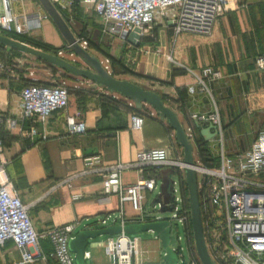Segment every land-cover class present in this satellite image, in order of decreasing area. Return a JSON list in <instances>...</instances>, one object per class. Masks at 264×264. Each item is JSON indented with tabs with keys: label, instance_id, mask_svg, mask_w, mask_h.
<instances>
[{
	"label": "crops",
	"instance_id": "crops-1",
	"mask_svg": "<svg viewBox=\"0 0 264 264\" xmlns=\"http://www.w3.org/2000/svg\"><path fill=\"white\" fill-rule=\"evenodd\" d=\"M36 6H40L37 0L0 1V14L26 19L33 25L40 15V8ZM43 13L46 14L44 10ZM38 27L43 44L54 49L61 46L62 36L53 23L43 20ZM154 27L153 44L149 35H144L139 47L128 44L125 50L121 49L124 54L120 53V48L115 50V56H125L126 60H106L103 68L115 79L129 81L159 95L163 104L176 113L193 144L194 159L204 166L218 168L222 154L233 158L249 150L264 124V72H257L253 64L257 55L264 54V0H225L223 13L207 36L187 33L172 36L162 19H157ZM117 41L122 44L118 37ZM8 57L14 64V71L12 75L0 73V114L18 119L19 94L30 82L25 67L27 59L0 49V60ZM129 59L135 65H129ZM206 67L219 71L222 78L207 83V91H201L191 72L198 73ZM84 80L87 84L76 83L70 87L67 109L50 115L43 129H38L40 135L45 136L44 140L39 137L33 142L24 141L15 131L0 130L5 144L0 183L6 180L12 183L29 208L35 231L41 235L70 223L76 226L74 236L83 230L111 227L95 226L101 218L119 209L117 196L105 195L102 191L105 168L115 163L129 164L139 151L163 148L182 153L176 145L174 131L148 105L137 107L131 100L104 87L94 88L90 81ZM135 113L142 119L139 130H132L130 125V117ZM210 114L218 116L217 135L204 141L192 115ZM68 117L85 124L86 132L68 135ZM198 143L214 158L210 166L201 160ZM95 158L98 161H94ZM87 162H91V166L86 167ZM87 169L89 173L83 174ZM161 169L124 170L121 183L132 185L141 179L157 178ZM175 174L178 179L179 174ZM71 177L75 179L67 184ZM150 194H143L144 214L145 196ZM74 196L80 198L74 201ZM124 210L125 225L135 224L130 220L134 216L130 207L124 205ZM145 215L151 220L160 217L151 213ZM103 237L106 238L92 243L90 250L88 242L86 264L88 261L99 264L98 252L105 257L104 246L113 237ZM153 243L156 247L139 241L140 249L150 252L152 264L162 255L160 243L156 240ZM39 246L46 255L50 254L47 239L42 238ZM20 259V252L12 242L0 247V264H20ZM105 260L107 262L106 257ZM54 261L48 258L45 263L34 264H55Z\"/></svg>",
	"mask_w": 264,
	"mask_h": 264
},
{
	"label": "built area",
	"instance_id": "built-area-1",
	"mask_svg": "<svg viewBox=\"0 0 264 264\" xmlns=\"http://www.w3.org/2000/svg\"><path fill=\"white\" fill-rule=\"evenodd\" d=\"M50 1L54 4L63 2L89 4L95 15L109 24L104 30L105 34L118 37L124 45H128L126 38L137 30L141 39L148 35V31L156 25L157 19H162L163 26L171 29L174 36L185 33L210 35L215 22L223 13L225 3V0ZM169 12L172 14L169 15ZM48 18L47 14L38 15L33 25L39 26L41 21ZM29 25L26 19L20 20L7 14H0V33L24 35ZM80 46L85 49L84 46ZM168 59L171 60L170 57ZM253 64L257 72H264V54L257 55ZM13 65L11 58H3L0 60V73L12 75ZM191 75L200 85L201 91H207V83L222 78V74L211 67H206L198 73L191 72ZM19 96L20 117L16 119L0 114V130L5 133L15 131L24 141L33 142L39 137L44 140L45 136L40 135L38 129H43L50 115L67 109L69 103L67 88L61 84H43L32 80L22 87ZM192 119L200 125L212 124L216 127L219 125L216 114L192 115ZM130 125L132 130L141 128L142 119L137 113L131 115ZM85 132V124L75 121L73 117L67 118L68 135L77 136ZM189 138L192 136L189 135ZM4 151L5 144L0 138V168L3 164ZM221 157L218 168L206 167L201 161L194 159L193 170L196 175L203 236L208 254L214 264H264V181L258 179L264 174V124L249 150L233 158L223 154ZM94 161H98V158ZM89 166L91 162L86 163V167ZM164 167L172 168L179 174L172 185L173 210L169 218L157 217L151 220L149 215L143 212V194L154 192L157 178L141 179L135 184L124 185L121 183V174L124 170L130 169L144 171ZM185 168L182 153L163 148L139 151L129 164L115 163L106 167L102 191L105 195L117 196L119 209L115 214L106 215L98 222L111 227H124L127 221L124 205H128L134 213L130 219L133 223L142 224L164 219L171 231V227L178 222L184 227L186 241L191 240L190 208L189 203L188 207L185 206L183 191ZM88 170L83 174L89 173ZM74 179L75 177H71L66 183ZM79 198L74 196L73 200ZM158 206L159 203H156L152 210ZM75 228V224L70 223L52 228L43 235L37 233L29 216V208L22 202L12 183L7 180L0 183V247L6 242H12L20 252V264L45 263L48 258H54L58 264H75L74 254L69 250V241L74 237ZM42 238L50 243L49 255H46L39 246ZM155 240L160 243L158 235ZM192 244L194 247V242ZM172 250L177 255L176 264H183L181 248ZM104 254L106 264H152L150 252H143L139 247V240L130 239L124 232L106 242ZM163 255L164 251L157 261H160ZM88 257L89 254L85 251L84 259ZM188 264L198 263L190 261Z\"/></svg>",
	"mask_w": 264,
	"mask_h": 264
},
{
	"label": "water",
	"instance_id": "water-1",
	"mask_svg": "<svg viewBox=\"0 0 264 264\" xmlns=\"http://www.w3.org/2000/svg\"><path fill=\"white\" fill-rule=\"evenodd\" d=\"M37 1L39 2L42 9L46 12L52 23L55 25L63 39L67 42L73 53L86 64L87 68L76 67L56 55L37 50L31 46H28L27 44L15 41L1 34L0 45L26 56L44 61L48 65L61 69L69 75L86 79L93 84L94 88L104 87L111 93H117L122 97L131 100L137 105V107H140L141 104H146L156 112L160 119L166 121L168 126L174 131L176 145L182 149L183 163L186 166L184 170V178L188 192V203L190 208L195 252L201 264H214L208 254L203 236L196 175L193 170V146L189 142L176 113L171 108L165 106L159 95L156 93L149 90H144L140 86L129 81L118 80L111 76L103 68L101 62L96 56L89 54L77 43V40L74 38L69 26L67 25L69 19L62 17L49 0ZM138 33L139 31L137 30L126 38V42L136 48L139 47L141 40V37L138 35ZM195 127L199 130V134L204 141H210L217 135V127L215 125L208 124L206 127H203L202 125L195 123ZM172 185L173 181L170 180L166 188L169 191L168 196L173 202ZM156 203H159V198L154 199L152 206H154ZM172 210L173 206L168 208L169 212ZM122 232L125 234H139L145 232L157 233L161 243V248L164 251L163 261L166 264H176L177 255L171 248H169L170 230L168 227V222L164 219L154 220L149 223L129 224L125 225L124 227L113 226L97 230H83L76 233L75 236L69 241V250L74 254L75 264H86L84 254L89 241L103 236L117 235Z\"/></svg>",
	"mask_w": 264,
	"mask_h": 264
},
{
	"label": "rangeland",
	"instance_id": "rangeland-1",
	"mask_svg": "<svg viewBox=\"0 0 264 264\" xmlns=\"http://www.w3.org/2000/svg\"><path fill=\"white\" fill-rule=\"evenodd\" d=\"M56 10L60 13L62 17H66L69 19V22H67V25L69 26L70 31L72 32L74 38L77 40V43L79 45H82L85 47V51H87L89 54L96 56L99 61L103 62V65L107 64L106 60L109 61H121L122 58L125 59V56L114 55L115 50H118L120 48V53L124 54V51L122 53L121 49L127 48L126 45L120 44L117 41V37L108 36L105 34L104 30L109 27V24L105 23L101 19L97 18L93 14L92 7L87 3H70V2H63V3H52ZM40 8V15H44L43 10L40 6H36V9ZM37 11V10H36ZM51 24L52 22L48 18L47 20ZM155 27L152 26V28L148 31V39L150 40L151 44H153V35H155ZM56 29V28H55ZM169 32L172 34L171 29ZM57 33L58 30L56 29ZM1 35L7 36L8 33H0ZM13 35V34H10ZM60 35V34H59ZM21 38V40H24L27 44L29 40L34 41L35 43L42 44L43 39L41 36V29L38 26L35 25H29L28 31L24 35H17ZM116 38V39H115ZM23 43V42H22ZM0 49L2 51H8V53L14 54L12 49L3 47L0 45ZM56 52V53H55ZM51 54L56 55L63 60L67 61L68 63L79 67V68H87L86 64L77 57L66 41L61 37V46L56 49V51H52ZM21 57H25L27 59L26 62V69H28V77L29 81L36 80L38 83L43 84H61L64 85L68 92L70 91V87L75 85L76 83H83L87 84L83 78H78L72 75L67 74L61 69L52 67L48 65L46 62L38 60L36 58L30 57V56H24V54H19ZM14 57V56H13ZM133 58V57H132ZM126 60V59H125ZM125 60H122L123 63H126ZM118 61V62H119ZM101 62V63H102ZM135 65L134 62H132V59H129V65ZM32 74V75H31ZM116 74V73H115ZM118 76V75H117ZM79 81V82H78ZM217 151H219V147L216 146ZM177 175L175 174L174 170L172 168H162L159 172V176L157 177V184L154 192L150 195L145 196L146 197V205H145V214L151 213L152 216H160L163 218H169L171 216L170 212L168 211V208L173 206V202L170 200V197L168 196L169 191L167 190V185L170 180H176ZM259 180L264 181V174H261L258 177ZM183 191H184V201L185 206L188 207V192L187 187L183 183ZM177 197L179 194H176ZM159 198V206L153 211L152 210V203L154 199ZM180 206V204H178ZM96 228H101V224L98 222L95 224ZM127 236L130 239H137L141 241L143 244L150 245L151 247H156V244L153 243L155 240V237L157 236L154 232H145V233H139V234H127ZM114 239L117 237V235L112 236ZM191 240L189 239L186 241L185 236V230L181 223H176V225H173L171 227V231L169 234V248H175L179 249L181 248L180 254L183 257V264H188L191 262H196L199 264V260L197 258V255L195 254L194 247L192 244V233L190 232ZM106 237L97 238L94 241H90L89 250L91 249V244L94 242H99L102 239H105ZM178 238H180L178 240ZM163 251L161 250L160 254H162ZM101 259L99 264H106L105 257L103 256V253L98 252L96 254V259ZM87 264H91V261H88ZM153 264H166L163 261V257L160 259V261H156Z\"/></svg>",
	"mask_w": 264,
	"mask_h": 264
},
{
	"label": "trees",
	"instance_id": "trees-1",
	"mask_svg": "<svg viewBox=\"0 0 264 264\" xmlns=\"http://www.w3.org/2000/svg\"><path fill=\"white\" fill-rule=\"evenodd\" d=\"M7 37H9L10 39H13V40H15V41H19V42H23V43H26L24 40H21V38L19 37V36H17V35H7ZM27 45L28 46H31V47H33V48H35V49H37V50H40V51H43V52H46V53H49V54H51V52L52 51H56V49H54V48H51V47H48L47 45H45V44H38V43H35L34 41H32V40H29L28 42H27ZM2 46V45H1ZM13 53H15V55H18V54H20V53H18V52H16V51H12ZM56 53V52H55ZM199 145V156H200V158H201V160L206 164V165H211L212 163H213V161H214V158H212L211 156H210V154L208 153V151L205 149V148H203V146L200 144V143H198ZM54 263L55 264H58V262L57 261H54Z\"/></svg>",
	"mask_w": 264,
	"mask_h": 264
}]
</instances>
